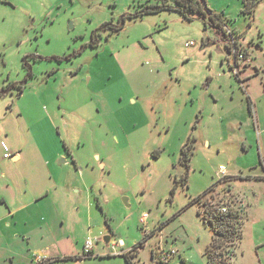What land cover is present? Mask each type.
<instances>
[{
    "label": "rangeland",
    "instance_id": "obj_1",
    "mask_svg": "<svg viewBox=\"0 0 264 264\" xmlns=\"http://www.w3.org/2000/svg\"><path fill=\"white\" fill-rule=\"evenodd\" d=\"M197 1L232 35L197 13L187 20L163 9L127 19L120 33L101 32L91 47L106 22L147 4L176 5L0 0V90L23 82L0 97V149L26 161L40 153L69 181L58 194L64 210L48 221L45 239L33 235L32 251L10 239L16 253L1 264H30L29 254L34 264L37 257L48 264H209L214 229L201 203H192L213 186L214 204L229 203L243 218L236 241L214 247L213 260L264 264V0L247 14L243 0ZM232 39L251 56L247 72L239 69L242 79L251 75V89L229 65ZM221 166L233 180L221 181ZM231 185L245 206L228 199ZM106 236L111 245L124 241L118 254ZM90 239L99 242L81 260ZM163 251L174 254L163 260Z\"/></svg>",
    "mask_w": 264,
    "mask_h": 264
},
{
    "label": "crops",
    "instance_id": "obj_2",
    "mask_svg": "<svg viewBox=\"0 0 264 264\" xmlns=\"http://www.w3.org/2000/svg\"><path fill=\"white\" fill-rule=\"evenodd\" d=\"M226 32L229 33L230 31L226 30ZM248 57L251 60L250 54ZM229 65L233 66L231 63ZM242 66H244V69H241ZM250 66L251 62L248 65L246 63L239 64L241 75L242 72L246 73ZM241 84H246V87L251 89V75L246 76ZM247 97L252 116L254 103L251 100V94L248 93ZM251 119L253 120L254 118ZM2 136L3 132L0 131V137ZM0 151L3 153L0 158L1 264L2 258L9 259L10 255L16 253V251L12 250L13 242L10 239L21 240L25 244L27 251H32L31 241L33 235L37 234L40 240L45 239L46 233H48V227L46 226L49 224L48 221L52 218L55 219L64 210L63 199L58 194L60 189L68 186L69 181L68 179L64 181L60 178V175L56 173L57 170L50 168L49 161L43 162L40 153H37L31 161H26L23 160L22 155L17 151L12 154L14 155L12 159L5 158L4 148L3 151L2 149ZM72 159V161H75L74 158ZM12 161L15 163H12ZM60 164L69 166L64 159H61ZM227 177L233 180L230 175H227ZM237 178L250 180L251 177L240 176ZM256 179H261V177ZM228 188V199L238 198L245 206V196L241 197L232 193V185ZM24 260H27L30 264L35 263L31 259L30 254L26 257L24 256Z\"/></svg>",
    "mask_w": 264,
    "mask_h": 264
},
{
    "label": "trees",
    "instance_id": "obj_3",
    "mask_svg": "<svg viewBox=\"0 0 264 264\" xmlns=\"http://www.w3.org/2000/svg\"><path fill=\"white\" fill-rule=\"evenodd\" d=\"M203 2L205 0H202ZM243 6H244V12L245 14L251 13V9L255 5V0H243ZM163 9H169V10H180L185 19L191 20V17L189 16V12L191 13H197L200 15L201 18H204L205 20L209 18V21L207 23H211L213 27H215L218 31L222 32L225 37H227L229 34L232 35V32L228 33L224 30V20L217 14L213 13L209 9H206L207 12L204 10V7L200 3V1L197 0H181L176 6L173 5H165V4H157V5H150L147 4L143 6L137 13L135 14H129L125 15L124 17L120 18L117 24H114L113 21L111 22H106L103 25H101L100 28H98L96 31L93 32L92 35V41L90 44L91 47H96L99 46V37L101 36V32H108L109 36L113 34L120 33L124 28L126 24L127 19H135L136 17L140 16L143 17L148 14H155L158 13L159 11ZM207 25V24H206ZM87 45V46H88ZM229 52L232 51L231 47H228ZM28 58L35 57V58H41L43 57H38V56H27ZM69 57L65 58H58V57H52L51 60H69ZM26 66L29 69L28 76H30L31 73V68L28 64ZM27 79V78H26ZM23 82L21 83H12L9 85L7 88L0 90V97H4L10 93L12 88H21ZM186 162L188 161L187 156H185ZM228 179V177H227ZM226 180V179H225ZM178 185H175L177 187ZM217 186H213L210 188L207 192H205L203 195L198 197L196 200L193 201V204L196 203H201L203 207V216L205 218V221L208 222L211 227L214 229L215 237L214 241L211 245V247L208 249V259H209V264H219L216 263L213 258H214V251L213 248H221L224 246L223 242H226L227 244H232L238 236L240 235L239 232L242 230V225H243V218L241 214L232 211L231 206L229 203L222 204L220 201L216 204H214L213 199L209 197L210 194H213L215 191V188ZM227 191H229V188H227ZM175 194V189L172 190V195ZM222 206L227 207L228 212L227 213H222ZM241 226V229H240ZM242 238V235H241ZM240 238V239H241ZM213 252V254H212ZM126 257L127 262L129 263L128 255L123 254ZM89 256H83L81 260L86 259ZM233 257L235 258V255L233 253ZM232 257V258H233ZM233 258V259H234ZM232 259V260H233Z\"/></svg>",
    "mask_w": 264,
    "mask_h": 264
},
{
    "label": "built area",
    "instance_id": "obj_4",
    "mask_svg": "<svg viewBox=\"0 0 264 264\" xmlns=\"http://www.w3.org/2000/svg\"><path fill=\"white\" fill-rule=\"evenodd\" d=\"M193 44H194L193 42L186 44V48H190ZM233 54H234L235 57H237L238 62H241V63H244L245 62L246 63V62H249V60H250L249 57H248V55H247V53L244 52V51H236V50H233ZM236 61H237L236 58H234V64H233V68L234 69H233V73H234V75L237 78H239L240 71H239V67L237 66V63L238 62H236ZM3 148L7 152L5 154V158L12 159L14 157V155L8 154V148H7V146L3 144ZM219 171H220L219 174L221 176V181H223L222 179H226L227 178V175L225 174L226 169H225L224 166H221ZM221 210H222V213H227L228 212V209L225 206H222V209ZM94 241L99 242V239L98 240L97 239L96 240L95 239H90L89 241L86 242V244L84 246V256H89V255L92 254V251L94 249ZM109 245H111V242H110ZM119 247L120 248L124 247V241L123 240H120L118 243L111 245V251H112V253L118 254V248ZM173 254H174V252H172V253L167 252L166 253V252L163 251L162 259L163 260L164 259L165 260H168V258L171 257ZM36 263L37 264H47L48 262L45 259H42L40 257H37L36 258Z\"/></svg>",
    "mask_w": 264,
    "mask_h": 264
},
{
    "label": "flooded vegetation",
    "instance_id": "obj_5",
    "mask_svg": "<svg viewBox=\"0 0 264 264\" xmlns=\"http://www.w3.org/2000/svg\"><path fill=\"white\" fill-rule=\"evenodd\" d=\"M171 2L173 1V2H176L177 4L181 1V0H170ZM233 40V49H232V51L230 52V53H232L233 52V50H236V51H243V50H241L239 47V49L237 48V42H236V40L235 39H232ZM234 55V54H233ZM248 55V54H247ZM234 58H236V62H238V59H237V57H235L234 56ZM251 62V60H249V62H246V65H248L249 63ZM245 63V62H244ZM239 64H241V62H238L237 63V66L239 67ZM243 64V63H242ZM239 69H240V67H239ZM240 71V70H239ZM239 81L241 80V82L243 81V79L240 77V74H239Z\"/></svg>",
    "mask_w": 264,
    "mask_h": 264
},
{
    "label": "water",
    "instance_id": "obj_6",
    "mask_svg": "<svg viewBox=\"0 0 264 264\" xmlns=\"http://www.w3.org/2000/svg\"><path fill=\"white\" fill-rule=\"evenodd\" d=\"M171 3L174 4V5H177L176 2L172 1ZM103 241H104L105 246H108L110 244V242H111V237L110 236H106Z\"/></svg>",
    "mask_w": 264,
    "mask_h": 264
}]
</instances>
